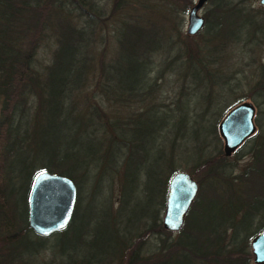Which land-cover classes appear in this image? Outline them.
Here are the masks:
<instances>
[{
    "label": "trees",
    "instance_id": "trees-1",
    "mask_svg": "<svg viewBox=\"0 0 264 264\" xmlns=\"http://www.w3.org/2000/svg\"><path fill=\"white\" fill-rule=\"evenodd\" d=\"M193 1L105 0L104 13L94 0H0V264H254L250 244L264 230V124L248 139V160L240 164L231 163L239 149L226 157L220 147L204 155L201 146L178 144L181 131L188 132L180 117L168 140L165 175L140 172L146 136L155 135L156 162L165 159L166 127L145 126L150 112L180 115L186 104L182 96L175 111L153 104L164 73L203 88L206 101L223 74L210 68L219 38L233 41L244 28L254 35L264 25V13L250 10L246 0H208L205 33L194 44L182 24ZM103 22L105 51L95 55V28ZM49 27L55 50L39 72L36 57ZM253 91L264 97V73ZM29 94L35 97L31 114L25 110ZM216 123L205 135L219 141ZM201 126L196 120L187 137L197 141ZM206 136L201 143H208ZM179 147L186 159L178 157ZM121 169L118 207L140 193L143 175L145 208L136 227L119 234L97 225L107 217L105 207L82 217L80 209L85 200L98 204L99 184ZM185 170L198 175L200 190L174 234L163 228L161 213L169 180ZM42 171L77 187L68 227L49 237L27 226V198ZM45 252L50 259L39 261Z\"/></svg>",
    "mask_w": 264,
    "mask_h": 264
},
{
    "label": "rangeland",
    "instance_id": "rangeland-1",
    "mask_svg": "<svg viewBox=\"0 0 264 264\" xmlns=\"http://www.w3.org/2000/svg\"><path fill=\"white\" fill-rule=\"evenodd\" d=\"M94 1L98 3V5L104 10L105 13V0ZM262 1L264 0H246L245 4L250 10L255 13H264V4H262ZM196 2L197 0L193 1V6ZM210 8L211 4L207 0L202 9L199 11L198 16L204 18L205 13H207ZM189 11L190 9L187 10L186 14L182 16L184 34H186ZM203 28L198 34L193 36L194 44L201 43V38H199L198 36L200 33H205ZM236 31L237 34H235V40L233 41H229L225 38L223 39V37L219 38L217 49L215 51V54H213V59L216 61V63L212 64L210 68L214 70L220 69L223 74L221 76H216L219 87H215L213 85V90L210 92L209 97L206 98V101L205 97L206 95L208 96V94H206V91H204L203 88L196 89L194 85H189L187 82H185V80H178V78L173 73H164V78L160 81V84L162 85L160 96L155 99L153 98V104H161L160 109L167 112L169 110H176L177 105H180V102L178 100L180 96H182L183 98L180 100L186 101V104L183 105L180 115H175L172 112H170L171 114L168 115L150 112L149 120L144 121L145 126L156 129L157 125L163 124L166 127V131L162 135L161 143V149L165 154V159L161 163L156 162L158 149L156 148L155 135L151 134L150 136H146L145 139L147 141L144 142L145 152L143 154V160H141L139 163L140 172H145L148 174L157 173V178H162V176L165 175L166 168L169 162L166 156L168 155V150L172 149L171 146H168V140L171 138L174 132L176 123L178 121L180 122V117H186L184 119L186 120L185 126L186 129L188 128V132L185 133L186 130H182L181 133L184 134L177 137V143L186 144L188 146H201L202 153L204 155L209 151L210 153L211 151L214 152L215 147H220L221 151L224 153V143L220 138L218 130L217 133L220 140L216 141L215 139H213L212 135H205V127H209L216 122V124L219 125L221 120L227 114L228 106H233L236 104L239 105L245 102L251 103L256 109L255 125L257 129L258 123L264 124V97L258 96L257 93L253 91V88L254 86L256 87V83L258 82L260 75L264 73V25L260 29V33L256 32L254 35L253 32L250 31V29L248 30L246 28H244L242 31ZM95 34L96 39L94 54L99 55L100 53L105 51V22L100 23L95 28ZM54 50L55 42L53 31L49 27L44 34V38L41 41L40 48L36 57L35 67L39 72H43L44 68L50 64ZM158 68L159 67H157V69ZM224 78H227L225 79L226 83L220 85L221 81ZM183 85L185 86V94H181ZM25 105L28 109L30 107L29 110H25L29 114H31L35 106V97L29 94ZM199 115L202 116V119ZM220 115H222L221 118H219ZM196 120L201 121V129L204 130L200 132V137L197 139V141L194 138L190 139L187 137L188 135L190 136V128L193 126ZM205 136L207 137V144L201 143V140H203V137ZM250 144L251 140H247L239 148V151L237 154H235L234 158H231V163L236 161V159H238L237 162L240 164L246 162L248 160L246 151L248 150ZM183 153L184 152H182V148L179 147L177 149L178 157ZM187 157L188 156H181V159H186ZM178 162L179 161L177 159L174 163ZM122 170L123 169H121L118 175L114 174L110 178H108L109 176H107L105 180H103V182L99 184L100 192L98 193V197H96L97 201L99 202L98 204L94 201L88 203V201L85 200L82 202L80 209V215L82 217L90 212H97L96 209H98V207H105V216L107 217L105 218V220H99L100 223H98L97 225L99 226V228L102 227L104 231L106 228V230L110 233L118 231L119 234H122L123 230L128 226L129 230L134 229L136 227L138 219H140V214H142L145 208L144 199L140 195L143 190V175H141L139 178L138 187L140 193L136 192L135 194H133L131 198L132 202L130 201V203L126 205L121 204L120 207H118L120 200L119 198L122 195L121 183L119 180V177L122 174ZM181 172L188 173L191 176L188 170ZM238 172L239 170H237V173ZM109 174L110 173H108V175ZM192 178L198 184V175ZM126 186L127 187L125 189V195L127 198V194L130 195L129 190L134 185L131 186V183H129ZM107 197L112 200L113 207L116 209L112 208V205ZM151 211L152 209L150 207L146 208V212ZM163 215L164 210L161 213V219L163 218ZM129 219H131V222H129ZM97 225L93 224L92 227L97 228ZM50 257L51 253L45 252L41 255L39 261L43 259L49 260Z\"/></svg>",
    "mask_w": 264,
    "mask_h": 264
},
{
    "label": "water",
    "instance_id": "water-1",
    "mask_svg": "<svg viewBox=\"0 0 264 264\" xmlns=\"http://www.w3.org/2000/svg\"><path fill=\"white\" fill-rule=\"evenodd\" d=\"M206 1L197 0L188 13L186 34L191 37L204 27V18L199 17L198 13ZM255 112V107L245 102L232 108L221 120L218 132L224 143L226 157L234 154L255 134ZM198 194L199 186L188 173L177 172L171 177L162 219L166 231L174 234L181 231ZM76 200L77 187L70 178L46 171L37 173L27 198L28 228L38 237H49L63 231L72 219ZM251 251L254 264H264V230L251 242Z\"/></svg>",
    "mask_w": 264,
    "mask_h": 264
},
{
    "label": "snow or ice",
    "instance_id": "snow-or-ice-1",
    "mask_svg": "<svg viewBox=\"0 0 264 264\" xmlns=\"http://www.w3.org/2000/svg\"><path fill=\"white\" fill-rule=\"evenodd\" d=\"M173 226H175V225H173Z\"/></svg>",
    "mask_w": 264,
    "mask_h": 264
}]
</instances>
